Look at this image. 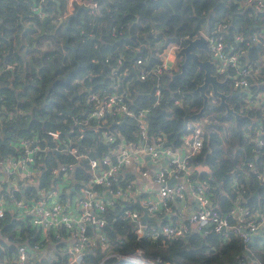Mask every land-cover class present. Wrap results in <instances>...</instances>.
<instances>
[{
	"label": "trees",
	"instance_id": "16d2710c",
	"mask_svg": "<svg viewBox=\"0 0 264 264\" xmlns=\"http://www.w3.org/2000/svg\"><path fill=\"white\" fill-rule=\"evenodd\" d=\"M94 1L97 8L81 10L67 29L73 54L64 44L65 23L58 25L66 0H44L49 15L43 20L31 13L32 0H0V94L8 110L6 116L1 115L4 119L1 149L9 153L7 145L13 139L43 135L47 131L59 132V143L65 139L69 147L76 148L87 158L76 161L65 153L42 152L37 163L41 169L38 186L51 188L59 181L52 170L67 164L74 165L71 187L78 190L90 177L88 160L102 158L115 146L101 141L103 130L120 132L132 143L139 140L137 124L131 118L106 115L98 131L94 126L101 120L92 121L89 127L77 125L74 120L82 119L83 113L91 108L89 94L112 93L111 83L118 77L112 74L114 69H117L116 74L126 70V74L120 76L118 93L125 92L132 112L147 110L149 140L158 137L166 145L176 146L195 125L204 129L201 153L192 158L190 164L208 168L209 174L202 173L201 179L208 181L213 208L222 215L229 214L236 197H241L249 209L262 207L264 188L260 186L258 174L262 173L264 164V146L259 147L248 137L257 126L260 111L242 110V95L234 91L228 81L217 89L229 95L225 102L235 114L228 112L220 99L206 90L205 111L191 119L203 105V98L196 91L202 83L203 71L191 62L184 76L179 75L181 67L177 72L163 70L157 76L152 75L150 69L159 64L158 54L168 44L184 43L186 38L195 37L199 32L212 35L216 27L222 25L225 26L221 30L227 43L225 49H245L240 64L259 68L261 47L248 44L247 40L254 33L264 36V11L244 10L238 6L242 0ZM236 35L245 40L237 41ZM42 42L53 48L37 50V54L27 56ZM11 64L13 68L6 69ZM260 72L263 74L264 69ZM249 83L252 90H263V86ZM211 97L217 103L211 102ZM210 114L218 125L206 119ZM200 118H205V125L197 121ZM226 127L238 147L228 155L217 132L222 129L225 132ZM79 135L83 137L81 140ZM46 144L54 145L51 141ZM248 164H252L253 169ZM26 193L32 194V188ZM121 205L116 204V208L106 214L109 224L106 232L115 252L127 254L141 249L147 257L158 258L162 264H240L251 260L264 264V236L256 237L248 249L234 236L223 239L214 233L202 237L192 232L177 239L161 235L156 240L149 236L137 238L131 232V224L121 218ZM149 220L166 224L169 218L159 214L158 218ZM171 220L176 221L175 217ZM33 240H37L35 230L24 228L21 220L10 215L0 219V257L13 251L16 245H32ZM97 259V255L91 253L84 257L86 263H96ZM105 264L125 263L109 258Z\"/></svg>",
	"mask_w": 264,
	"mask_h": 264
},
{
	"label": "built area",
	"instance_id": "2783aa9c",
	"mask_svg": "<svg viewBox=\"0 0 264 264\" xmlns=\"http://www.w3.org/2000/svg\"><path fill=\"white\" fill-rule=\"evenodd\" d=\"M32 1L34 4L30 11L34 16L43 20L49 15L44 0ZM78 1L81 0H74L76 5H73L69 0V5H84L92 10L97 8L94 0ZM238 6L261 12L264 11V0H242ZM224 27L217 26L212 35L199 32L187 39L202 37L207 42L208 56L214 62L216 79L230 81L231 88L240 92L242 110L260 111L257 126L248 137L263 147L264 73L260 69H264V36L254 33L247 40L248 44L261 47L257 68L252 64H240L245 49H225L227 43L221 33ZM235 38L237 41L245 40L241 35ZM184 45L182 42L170 43L166 48L179 54L182 60L180 51ZM165 49L158 54L159 64L150 69L154 76L166 70ZM12 68V64L6 66L8 70ZM116 72L117 69L112 71L113 75L118 76L111 83L112 93L102 96L89 94L91 108L83 113L82 119H74L75 123L89 127L92 121H99L109 114L119 119L131 118L137 124L139 140L132 143L120 132L103 130L101 141L115 146L102 158L88 160L90 177L78 190L71 187L74 165L67 164L52 170V175L59 177V181L51 188L38 186L41 169L37 163L42 152L51 150L57 155L58 152L65 153L76 161L87 158L76 148L69 147L65 139L59 143V132L47 131L43 135L31 134L13 139L7 145L9 153L0 147V219L10 215L13 219L21 220L22 226L35 230L37 236L32 245H16L13 251L0 257V264H105L109 258L125 264H162L158 258L147 257L141 249L127 254L112 249L106 232V227H109L106 214L114 210L118 203L123 207L121 218L131 224V232L137 238L149 236L151 240H156L161 235L166 239H177L192 232L202 237L214 233L223 239L234 236L248 249L256 237L264 236V205L249 209L241 197H236L229 214L222 215L213 208L208 181L201 179L202 173L209 174L208 168L190 164V160L201 153L204 129L195 125L176 146L166 145L158 137L149 140L146 123L148 112L139 110L135 113L128 108L125 92L118 93L120 76L125 75L126 70L120 74ZM248 79L252 84L263 86V90H252ZM155 95H159L158 90ZM4 99L0 94V146L4 122L1 115L8 114L3 105ZM104 123L105 120H101L94 129L98 131ZM81 138L79 135L78 139ZM48 141L54 145L48 146ZM248 167L253 169L252 164H248ZM125 177L129 179L125 180ZM258 179L264 188V164ZM29 188H32V194L26 193ZM138 196L139 206L146 210L149 218H158L161 214L168 216L167 223L162 224L157 220L154 224L149 219L142 223L143 212L134 205ZM172 217H175V222H172ZM90 253L97 255L96 263L84 261V257ZM240 264L261 263L251 260Z\"/></svg>",
	"mask_w": 264,
	"mask_h": 264
},
{
	"label": "water",
	"instance_id": "95a60500",
	"mask_svg": "<svg viewBox=\"0 0 264 264\" xmlns=\"http://www.w3.org/2000/svg\"><path fill=\"white\" fill-rule=\"evenodd\" d=\"M87 9L88 8L85 6H78L76 7L75 12L67 16L64 21H63V18L61 17L58 19V25H61L63 22L65 23L64 32H65L66 37L64 40V44L65 46L70 47L72 49L73 54H75L74 53L75 51L72 45L68 43L69 34L67 32V29L70 27L71 20L77 17L81 10H87ZM184 44H185L184 47L180 51V53L183 55V62L180 66L181 71L179 75L184 76L186 67L189 62L193 63L200 71H203L202 83L198 85L196 88V91L199 92L200 96L203 98V105L201 109L197 113L191 115L190 118L196 119L197 117L201 116V114L205 111L206 105L208 103V96H207L206 90H210L212 95L217 96L220 99L221 104H223L226 107L228 112L235 114V112L232 109H230L228 104L225 102V100L227 99V96L222 94L217 89L218 86L226 85L227 80H224V81L217 80L216 77L214 76L213 61L211 59L210 60L201 59L200 56L197 54V50H202L208 54L207 42L202 37H197L194 39L186 38L184 40ZM138 198L139 196L137 197V201L135 202L134 205L138 206L142 210L143 214L141 216V220H142V223H145L146 220L149 219V217L146 213V210L139 206ZM164 219H167V217Z\"/></svg>",
	"mask_w": 264,
	"mask_h": 264
},
{
	"label": "rangeland",
	"instance_id": "374dc122",
	"mask_svg": "<svg viewBox=\"0 0 264 264\" xmlns=\"http://www.w3.org/2000/svg\"><path fill=\"white\" fill-rule=\"evenodd\" d=\"M73 1L74 0H72V3H73ZM82 1V0H81ZM81 1H78V2H81ZM73 5H76V4H74L73 3ZM84 6V5H83ZM87 8H88V6H87ZM74 9H75V7L74 6H70L69 5V0H66V6H65V9H64V11H63V14L60 16L61 18H63V21L66 19V17L67 16H69V15H71L72 13H74ZM59 17V18H60ZM27 25V24H26ZM49 46H51V44H48V43H45V44H43V42L41 43V44H39V47H38V49H34L32 52H30L29 54H27V56H29V55H32V53L33 54H37L38 53V51L37 50H40V51H45V50H48V49H51V48H53V46L52 47H49ZM166 48V47H165ZM164 48V49H165ZM197 52H198V54H199V52H201V51H199V50H197ZM177 57V55H176V53L175 52H173V53H171L170 55H165V58H167V60L169 61L170 60V62L168 63V66H169V64L170 63H172V62H174V60H175V58ZM167 61V62H168ZM177 63H181L180 62V58L179 57H177ZM173 65V64H172ZM167 67V66H166ZM171 67L172 66H169V67H167L166 69H171ZM211 99H212V97H211ZM210 99V101L211 102H213V103H217V100H214V99H212L211 100ZM213 114V113H212ZM206 119H209V120H211L213 123H216V125H218L219 123H217L216 122V120H214V119H212L211 118V114L209 115V116H207V118ZM197 121H201V122H195V123H199V124H202V125H205L204 123H206L205 122V118H200L199 120H197ZM209 124V123H208ZM225 125V124H224ZM224 125H222L223 126V128H224ZM199 126H201V125H199ZM202 127V126H201ZM228 128L229 127H226V130H225V132H224V130L222 131H217L218 132V134L220 135V139H221V141H223V143H222V147H223V150H224V153L226 154V155H228L229 153H234V152H236V150H237V143L235 142V140L230 136V132L228 131ZM217 130V129H216ZM245 138V137H244ZM224 141H226V142H224ZM230 149H232L231 151H230Z\"/></svg>",
	"mask_w": 264,
	"mask_h": 264
},
{
	"label": "crops",
	"instance_id": "0c3cea01",
	"mask_svg": "<svg viewBox=\"0 0 264 264\" xmlns=\"http://www.w3.org/2000/svg\"><path fill=\"white\" fill-rule=\"evenodd\" d=\"M199 51H201V52H199V54H198V52H197V54L200 56V58L201 59H208V60H210V58H207L208 57V54L207 53H205L204 51H202V50H199ZM164 55H170L171 53H173L174 51L173 50H171V49H165L164 51ZM177 55V57H179L178 55L179 54H176ZM177 57L175 58V60H174V62H172V63H170L169 64V66H172L171 67V69H166L167 67H169L168 66V63L170 62V60L168 61L167 60V58L165 59V63H166V66L167 67H165V69L166 70H173L174 72H177L178 71V69L180 68V66H181V64H182V60H180V62L181 63H177ZM168 61V62H167ZM214 63V62H213ZM173 64V65H172ZM222 94H223V92H221ZM225 95V94H224ZM227 97L229 96V95H226ZM227 100V99H226ZM230 108V107H229ZM231 109V108H230Z\"/></svg>",
	"mask_w": 264,
	"mask_h": 264
}]
</instances>
